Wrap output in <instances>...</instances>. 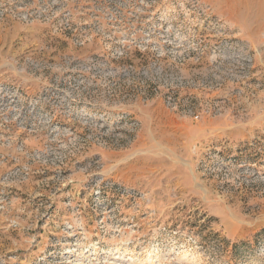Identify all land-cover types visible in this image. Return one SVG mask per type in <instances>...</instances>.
Returning <instances> with one entry per match:
<instances>
[{"label":"rangeland","instance_id":"374dc122","mask_svg":"<svg viewBox=\"0 0 264 264\" xmlns=\"http://www.w3.org/2000/svg\"><path fill=\"white\" fill-rule=\"evenodd\" d=\"M0 264H264V0H0Z\"/></svg>","mask_w":264,"mask_h":264}]
</instances>
